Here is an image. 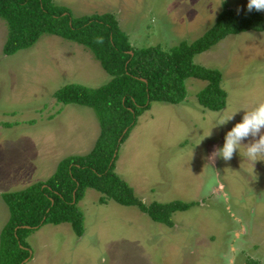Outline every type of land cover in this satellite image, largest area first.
<instances>
[{
  "label": "rangeland",
  "instance_id": "obj_1",
  "mask_svg": "<svg viewBox=\"0 0 264 264\" xmlns=\"http://www.w3.org/2000/svg\"><path fill=\"white\" fill-rule=\"evenodd\" d=\"M75 16L113 12L136 47L176 46L201 38L225 3L244 10L248 0H55ZM241 10V11H242ZM239 11V12H241ZM264 13V12H263ZM8 24L0 18V240L10 210L2 194L49 179L61 161L86 155L100 124L88 106L59 103L54 93L69 84L98 89L112 77L84 45L44 34L31 48L4 54ZM195 62L223 73L227 107L204 108L207 82L186 81L183 103L153 102L122 145L117 172L146 204L177 200L197 205L174 213V227L154 221L136 206L88 189L80 207L85 233L70 223L45 224L27 239L25 264H264V160L238 152L213 157L225 129L218 115L264 103V32L230 35Z\"/></svg>",
  "mask_w": 264,
  "mask_h": 264
},
{
  "label": "trees",
  "instance_id": "obj_2",
  "mask_svg": "<svg viewBox=\"0 0 264 264\" xmlns=\"http://www.w3.org/2000/svg\"><path fill=\"white\" fill-rule=\"evenodd\" d=\"M0 18L8 24L5 55L33 47L44 34L56 35L84 45L112 77L98 89L69 84L54 93L59 103L93 108L100 134L90 153L67 157L49 179L2 194L10 218L1 233L0 264H25L32 255L27 239L45 224L70 223L82 236L85 214L80 202L88 189L101 192L102 203L114 200L136 206L154 221L174 227V213L191 209L197 201L146 204L117 172L120 149L153 102L179 104L186 100L189 78L207 82L198 93L204 108L224 110L228 92L222 85V71L197 64L195 58L230 35L264 32V13H249L247 7L236 12L225 3L214 26L201 38L170 48L136 47L113 12L75 16L55 0H0ZM97 37L103 38L102 44L96 42ZM247 263L262 264L253 259Z\"/></svg>",
  "mask_w": 264,
  "mask_h": 264
},
{
  "label": "clouds",
  "instance_id": "obj_3",
  "mask_svg": "<svg viewBox=\"0 0 264 264\" xmlns=\"http://www.w3.org/2000/svg\"><path fill=\"white\" fill-rule=\"evenodd\" d=\"M241 10L237 9L238 12ZM253 11L264 12V0H248L247 12ZM96 42L102 44L103 38L97 37ZM237 114H241L239 121L224 131L223 145L216 148L213 157L219 156L225 161H230L238 152L253 164L264 160V103L258 104L251 110L240 108L218 115L214 126L208 130L205 137L210 136L214 128L225 129L230 122L236 119Z\"/></svg>",
  "mask_w": 264,
  "mask_h": 264
},
{
  "label": "water",
  "instance_id": "obj_4",
  "mask_svg": "<svg viewBox=\"0 0 264 264\" xmlns=\"http://www.w3.org/2000/svg\"><path fill=\"white\" fill-rule=\"evenodd\" d=\"M28 260H29V258L24 263H26Z\"/></svg>",
  "mask_w": 264,
  "mask_h": 264
}]
</instances>
